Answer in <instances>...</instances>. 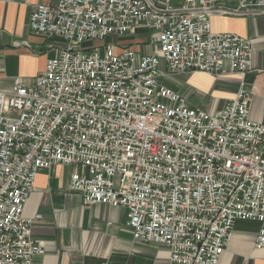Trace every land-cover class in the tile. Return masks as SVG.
<instances>
[{
  "label": "built area",
  "instance_id": "2783aa9c",
  "mask_svg": "<svg viewBox=\"0 0 264 264\" xmlns=\"http://www.w3.org/2000/svg\"><path fill=\"white\" fill-rule=\"evenodd\" d=\"M264 14V0H57L30 30L63 40L31 83L0 90V264H36L45 243L23 209L41 169L72 167L84 205L127 210L136 240L169 264H217L234 222H259L264 248V123L250 116L252 40L215 32L214 15ZM144 29L137 50L123 38ZM238 74L207 112L167 84L177 74Z\"/></svg>",
  "mask_w": 264,
  "mask_h": 264
},
{
  "label": "crops",
  "instance_id": "0c3cea01",
  "mask_svg": "<svg viewBox=\"0 0 264 264\" xmlns=\"http://www.w3.org/2000/svg\"><path fill=\"white\" fill-rule=\"evenodd\" d=\"M57 0H0V90L9 91L15 78L31 83L46 61L63 44L58 37L33 33L28 25L33 5H53ZM215 32H234L250 38L252 66L245 75L252 93L250 116L264 123V14L214 15ZM149 32L136 29L124 43L142 50ZM240 76L228 72L177 74L167 84L188 104L211 112L234 96ZM72 167L57 164L41 169L23 214L33 221L32 234L45 243L36 264H169L168 251L160 244L136 240L127 225V210L106 204L84 205L79 193L69 189ZM259 222L238 219L228 247L217 264H264V248L255 247Z\"/></svg>",
  "mask_w": 264,
  "mask_h": 264
}]
</instances>
